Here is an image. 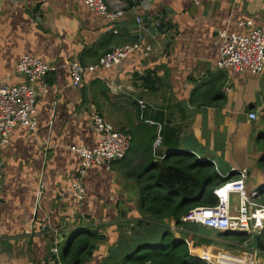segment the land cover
Segmentation results:
<instances>
[{
  "label": "crops",
  "instance_id": "1",
  "mask_svg": "<svg viewBox=\"0 0 264 264\" xmlns=\"http://www.w3.org/2000/svg\"><path fill=\"white\" fill-rule=\"evenodd\" d=\"M103 2L108 10L123 12L113 25L116 34L107 33L110 23L79 0H0V80L27 84L16 72L23 56L56 67L46 77V93L33 86L35 133L16 127L1 148L0 264H49L59 255L55 242L71 241L86 229L100 237L88 264L129 255L139 238L146 242L154 235L157 242L164 229L175 239L181 232L189 240L212 239L201 254L210 263L227 264L224 256H229L235 260L229 264H264L252 240L233 254L218 245L215 231L201 225L177 229L173 220L148 222L138 210L136 180L143 178L138 174L146 164L191 154L221 178L243 179L246 194L258 202L264 193V70L259 76L236 73L218 69L216 61L219 32L264 31V0ZM138 18L146 28L140 49L113 69L85 73L73 87L67 63L94 65L114 48L134 42ZM94 115L128 133L131 147L109 170L93 166L81 176L79 158L69 148L96 146ZM79 183L81 200L72 188ZM230 200L237 202L231 210L236 213L239 195L232 193Z\"/></svg>",
  "mask_w": 264,
  "mask_h": 264
},
{
  "label": "built area",
  "instance_id": "2",
  "mask_svg": "<svg viewBox=\"0 0 264 264\" xmlns=\"http://www.w3.org/2000/svg\"><path fill=\"white\" fill-rule=\"evenodd\" d=\"M91 14L105 18L110 24L107 33L116 34L114 24L122 18L120 9L108 10L103 0H79ZM132 5H137L144 0H129ZM197 4V2H196ZM138 35L132 43L114 48L100 57L94 65H82L76 61L67 63L71 84L77 88L82 82L85 73H94L98 70L113 69L140 49L145 38L146 28L140 18L136 19ZM246 25L252 26L251 22ZM160 26V21L155 22ZM219 57L216 61L218 69H230L236 73H248L259 76L264 70V31L252 27L247 33L229 34L225 31L218 33ZM56 70V67L45 64L40 60L23 56L16 66V72L23 76L27 84L10 86L5 80H0V153L1 148L8 143L10 134L16 127H23L30 133L37 129L36 102L37 92L33 86H38L41 92L46 93L48 86L46 77ZM143 105L142 102H139ZM255 119L254 114L249 115ZM93 126L97 134V143L94 148L82 145L71 146L69 150L80 161L79 174L82 176L87 169L93 166H103L109 170L115 161L124 160L131 147V136L114 130L106 124L99 115L93 116ZM159 140H156L158 145ZM3 162L0 157V194L3 185ZM74 196L81 200L83 189L79 184L72 186ZM232 193L239 195V207L235 215L231 214L230 196ZM218 204L211 208H196L188 212L183 218V223L198 224L205 228L232 233H259L264 228V206L255 203L253 196H248L245 191L243 179L226 183L214 191ZM258 233V234H259ZM55 250H53L54 252ZM208 262V261H206ZM60 264V262L58 263ZM246 264H258L257 260Z\"/></svg>",
  "mask_w": 264,
  "mask_h": 264
},
{
  "label": "trees",
  "instance_id": "3",
  "mask_svg": "<svg viewBox=\"0 0 264 264\" xmlns=\"http://www.w3.org/2000/svg\"><path fill=\"white\" fill-rule=\"evenodd\" d=\"M138 176H143L140 180L136 179L141 187L137 205L142 216L153 223L166 224L168 220H173L177 229L189 224L183 223L182 218L191 210L216 206L218 199L214 191L230 182V178H221L215 168L197 160L191 154H170L160 163L146 164ZM257 203L264 206V193ZM144 222L139 221L138 226L142 228ZM215 232L216 239L220 241H217L218 245L222 248H240L252 240L255 249L264 254V228L260 234ZM74 236L60 257L61 263L88 264L100 237L97 231L91 229ZM154 237L151 235L146 242L141 237L129 255H113L119 259L114 263L112 261L115 259H107L108 262L102 260L100 264H206L201 260V252L214 242L205 237L189 240L185 232H181L180 238L175 239L169 229H164L157 242Z\"/></svg>",
  "mask_w": 264,
  "mask_h": 264
},
{
  "label": "rangeland",
  "instance_id": "4",
  "mask_svg": "<svg viewBox=\"0 0 264 264\" xmlns=\"http://www.w3.org/2000/svg\"><path fill=\"white\" fill-rule=\"evenodd\" d=\"M230 202H231V200H230ZM237 207V202H235V201H233L232 203H231V210H233V209H235ZM230 212H232V211H230ZM231 214H233V215H235L236 213H231ZM178 233H179V231H177ZM69 239H70V237L67 239H65V241H63V242H61L60 243V245H59V249H60V251H59V255H56V254H54V255H52L53 257H52V259L50 258L49 260H48V262H46V263H49V264H54V261L56 260V259H58V261L60 262L61 260H60V257H61V251H63L64 249H65V247L67 246V244H68V241H69ZM54 246H55V248H56V246L58 245V243L57 242H55L54 244H53ZM54 248V250L55 251H58V250H56ZM240 248L238 247V248H234V249H230V248H227V251H229V252H231V253H233V254H237V251L239 250ZM201 254H203V252H201ZM202 257H201V260L203 261V262H205L206 264L208 263V264H210V262H206V260L204 259V257H203V255H201ZM262 257V256H261ZM117 259H119V258H117ZM262 259H264V256L262 257ZM221 260H222V257H221ZM224 260H225V262H228L227 264H229V263H233L235 260H234V258H232V257H229V256H224ZM116 261V260H115ZM222 262V261H221ZM264 262V261H263ZM60 264H62V263H60ZM218 264V263H217Z\"/></svg>",
  "mask_w": 264,
  "mask_h": 264
},
{
  "label": "water",
  "instance_id": "5",
  "mask_svg": "<svg viewBox=\"0 0 264 264\" xmlns=\"http://www.w3.org/2000/svg\"><path fill=\"white\" fill-rule=\"evenodd\" d=\"M58 245H60L59 243H58ZM68 245V244H67ZM66 248V247H65ZM63 253H64V251H63ZM62 253V254H63ZM59 263V261H58V259H56L55 261H54V264H58Z\"/></svg>",
  "mask_w": 264,
  "mask_h": 264
}]
</instances>
